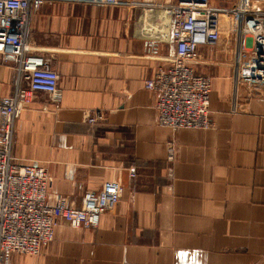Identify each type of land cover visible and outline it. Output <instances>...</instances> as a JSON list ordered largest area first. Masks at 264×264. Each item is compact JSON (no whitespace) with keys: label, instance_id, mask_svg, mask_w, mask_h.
I'll return each instance as SVG.
<instances>
[{"label":"crops","instance_id":"0c3cea01","mask_svg":"<svg viewBox=\"0 0 264 264\" xmlns=\"http://www.w3.org/2000/svg\"><path fill=\"white\" fill-rule=\"evenodd\" d=\"M174 2H56L30 13L25 50L49 59L62 95L56 106L32 93L15 122L14 158L46 170L50 205L80 208L108 181L123 191L96 228L58 219L38 254L4 264H264V94L240 82L246 52L225 18L218 43L198 47L194 61L212 79L210 128L161 126L143 86L174 53ZM15 79L0 61V99ZM90 109L102 116L94 125Z\"/></svg>","mask_w":264,"mask_h":264},{"label":"built area","instance_id":"2783aa9c","mask_svg":"<svg viewBox=\"0 0 264 264\" xmlns=\"http://www.w3.org/2000/svg\"><path fill=\"white\" fill-rule=\"evenodd\" d=\"M56 2L109 5L118 0H0V61L16 72L13 93L0 99V264L12 253L38 254L53 240L58 219L72 228H96L102 212L116 204L123 191L117 181H108L98 191L86 192L80 208L63 202L50 205L46 170L21 163L12 154L15 122L32 93L48 94L56 106L61 101L58 74L49 59L25 50L30 13ZM168 9L175 50L168 66L159 68L143 84L155 96L161 126L171 130L210 128L212 79L197 74L194 61L198 47L218 43L222 17L247 55L240 82L264 94V0H235L227 8L212 6L209 0H175ZM85 117L90 125L102 119L93 109Z\"/></svg>","mask_w":264,"mask_h":264},{"label":"rangeland","instance_id":"374dc122","mask_svg":"<svg viewBox=\"0 0 264 264\" xmlns=\"http://www.w3.org/2000/svg\"><path fill=\"white\" fill-rule=\"evenodd\" d=\"M243 58H244V61L246 60V58H247V55L244 53V56H243ZM244 61H242V62H238V72H241L243 69V65H242V63H244Z\"/></svg>","mask_w":264,"mask_h":264}]
</instances>
